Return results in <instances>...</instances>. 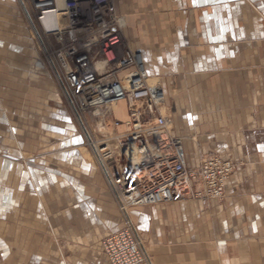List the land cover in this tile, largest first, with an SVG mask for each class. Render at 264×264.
I'll return each mask as SVG.
<instances>
[{
  "label": "crops",
  "instance_id": "0c3cea01",
  "mask_svg": "<svg viewBox=\"0 0 264 264\" xmlns=\"http://www.w3.org/2000/svg\"><path fill=\"white\" fill-rule=\"evenodd\" d=\"M115 9L162 87L189 166L205 154L236 165L222 200L131 209L150 264H264V0H115ZM22 18L17 0H0V264H111L103 240L122 219L66 100L47 78L36 88L46 72ZM35 88L46 94L37 102Z\"/></svg>",
  "mask_w": 264,
  "mask_h": 264
},
{
  "label": "built area",
  "instance_id": "2783aa9c",
  "mask_svg": "<svg viewBox=\"0 0 264 264\" xmlns=\"http://www.w3.org/2000/svg\"><path fill=\"white\" fill-rule=\"evenodd\" d=\"M17 2L54 57L65 100L124 218L123 228L103 240L104 254L111 264H149L131 209L222 200L236 165L205 154L197 167L189 166L183 139L162 113V87L127 41L115 0ZM120 103L127 105L125 120L115 117ZM93 117L108 134L94 133Z\"/></svg>",
  "mask_w": 264,
  "mask_h": 264
},
{
  "label": "rangeland",
  "instance_id": "374dc122",
  "mask_svg": "<svg viewBox=\"0 0 264 264\" xmlns=\"http://www.w3.org/2000/svg\"><path fill=\"white\" fill-rule=\"evenodd\" d=\"M18 6H19V4H18ZM19 9H20V12H21V14H22V19H24L25 20V22H26V25H27V27H28V29H29V31H30V35H31V37L33 38V42H34V44H33V46L31 47V50L32 51H34V55H35V57H36V60L38 61V63L43 67V69H44V71L46 72V73H43V74H39V73H36V75H35V79H34V82L36 83V88L38 87V83H40V82H42V80L44 79V78H47L48 79V81L51 83V85H53V87H54V89H55V92L63 99V100H65V96H64V94H63V92H62V89H61V87H60V84H59V81H58V79H57V75H56V72H55V68H54V57H53V55L51 54V52L49 53V51H47V49L45 50L44 49V47H43V44H42V42L40 41V39L38 38V36L36 35V33H35V31H34V27L31 25V23H30V21L27 19V17H26V15H25V13L22 11V9L20 8V6H19ZM124 19H125V26H124V35H125V33H126V29H127V21H126V17H124ZM133 48V47H132ZM134 49V48H133ZM135 50V49H134ZM136 51V50H135ZM138 54H140V53H138ZM37 67V66H36ZM152 82H155V81H153L152 80ZM35 88V96H36V102L37 101H40V99L41 98H43L42 96L43 95H46V94H44V91L42 92V94L40 93L41 92V90L40 91H38L37 89ZM50 103L52 104L53 103V101L51 100L50 101ZM167 105V103L165 102V99H164V95H163V101H162V108H161V110H162V113L165 115V116H169V114H170V112H169V110H168V107H166V105ZM68 105V104H67ZM39 105H35V113L38 115V112H39V109H40V107H38ZM120 107H119V109H118V111H117V115L118 116H122V112H121V107L123 106L122 104H120L119 105ZM70 111H71V109H70ZM71 113H72V111H71ZM72 115H73V113H72ZM36 117H38V116H36ZM99 117H101V116H99ZM99 117H93V118H89V125H90V127L93 129V131H94V133L95 134H99V133H106V134H108L109 133V131H108V129L106 128V127H102V126H99L98 124H99V122H100V120H99ZM36 120V119H35ZM73 120H74V122H75V124H76V126H77V128H78V130L80 131V133H81V129H80V127H79V125L77 124V122H76V120L74 119V117H73ZM35 124H36V127H37V122L35 121ZM171 130H173L172 129V127H171ZM81 146L82 147H84L88 152V154L90 155V162L96 167V169H97V171H98V173L100 174V176L102 177V179H103V181H104V186H105V189H106V191L109 193V195L111 196V198H112V200H113V202H114V204H115V206H116V208H117V210H118V212H119V214H120V217H121V219H122V223H123V225H124V218H123V216H122V214L120 213V211H119V209H118V206H117V203H116V201H115V199H114V197H113V195H112V193L110 192V190H109V188H108V186H107V183H106V181H105V178H104V175H103V173H102V171H101V169H100V167H99V165H98V163H97V161H96V159H95V157H94V155H93V153L91 152V150L86 146V144H85V142L83 143V144H81ZM171 203H173V202H171ZM171 203H168V204H171ZM167 204V203H166ZM130 215H131V212H130ZM131 218H132V215H131ZM133 220V219H132ZM134 222V221H133ZM135 224V223H134ZM135 226L137 227V225L135 224ZM137 229H138V232H139V234H140V236H142L141 235V231H140V229L137 227ZM142 238V237H141ZM142 240H143V238H142ZM145 241L143 240V243H144ZM144 245H145V243H144ZM145 248H146V246H145ZM147 251V250H146ZM147 255H148V257H149V259H150V261H151V263H152V259H151V257H150V254H149V252L147 251Z\"/></svg>",
  "mask_w": 264,
  "mask_h": 264
},
{
  "label": "bare ground",
  "instance_id": "6f19581e",
  "mask_svg": "<svg viewBox=\"0 0 264 264\" xmlns=\"http://www.w3.org/2000/svg\"><path fill=\"white\" fill-rule=\"evenodd\" d=\"M87 131L89 132V134L91 133L88 129H87ZM147 250V249H146ZM148 260H149V264H150V259H149V257H148Z\"/></svg>",
  "mask_w": 264,
  "mask_h": 264
},
{
  "label": "snow or ice",
  "instance_id": "6c2138e0",
  "mask_svg": "<svg viewBox=\"0 0 264 264\" xmlns=\"http://www.w3.org/2000/svg\"><path fill=\"white\" fill-rule=\"evenodd\" d=\"M194 3H195V0H194Z\"/></svg>",
  "mask_w": 264,
  "mask_h": 264
}]
</instances>
